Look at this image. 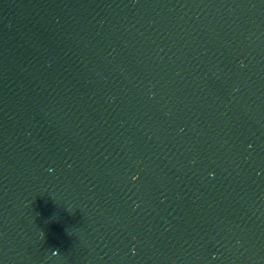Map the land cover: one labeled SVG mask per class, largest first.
<instances>
[{"label":"water","instance_id":"water-1","mask_svg":"<svg viewBox=\"0 0 264 264\" xmlns=\"http://www.w3.org/2000/svg\"><path fill=\"white\" fill-rule=\"evenodd\" d=\"M0 264H264V0H0Z\"/></svg>","mask_w":264,"mask_h":264}]
</instances>
